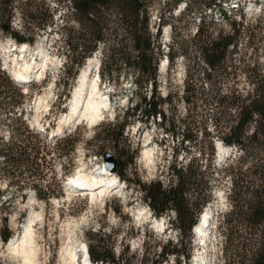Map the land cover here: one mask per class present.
Masks as SVG:
<instances>
[{
	"label": "rangeland",
	"instance_id": "rangeland-1",
	"mask_svg": "<svg viewBox=\"0 0 264 264\" xmlns=\"http://www.w3.org/2000/svg\"><path fill=\"white\" fill-rule=\"evenodd\" d=\"M26 1L19 0L14 4L15 12L11 27L15 32L25 36L36 34L34 42L25 43L28 49L25 53H20L12 50L15 41L0 31V62L11 76L17 73L27 77L26 81L31 80L27 84H20L27 94L22 107L26 124L29 127L37 126L45 129L47 133L51 131L61 132V134L71 133L78 142L72 153L71 163L68 164L67 161L63 163L64 161L61 160V162L51 161L48 165V171L51 170L53 173H50L46 179L52 184L51 191L55 195L58 191L61 192L60 197H51L46 202L38 199V191L32 187L31 181L26 180L20 190L13 185L7 186V181L0 178V264H24L20 253L14 251L9 244L22 235L30 221L34 224L32 236L35 250L34 264H71L62 260L61 250L71 249L80 257V248L87 242L86 233L99 230L105 232L107 237L109 236L107 244L113 245L116 254L119 250L124 251V263L252 264L251 258L258 245L260 228L256 226L248 228L240 220H235L232 223V230L228 232L224 224L230 219L231 185L223 168L231 160H233L231 164L236 165V159H234L237 155L236 149L222 145L224 150L221 153L217 152L216 145L220 142L214 139L215 154L212 163L208 156V143L213 136L209 122L206 128L209 135L205 139L200 133L201 126L197 124L195 141L191 144L185 143L183 147L180 145L181 133L177 128L168 132L166 125H159L158 120L150 121L148 126H143L139 120L130 117L124 133V136L128 138L130 152H123L127 161L131 159L132 152L134 154L132 164H128L122 172L127 179H120L115 172L104 175L98 170L103 164V155H95L96 146L90 141L94 132L101 131V123L111 121L115 116L121 117L139 101L138 90L134 89L133 85L134 78L120 76L114 83L100 79L97 81V88L103 97L104 105L96 120L89 121L80 114L73 113L71 101L74 97V87L78 84V76H81L87 67L88 59H92L88 71L89 82L88 80L87 82L90 84L96 81L95 67L97 64L100 66L103 46L99 45L92 56L84 60V65L79 67L76 76L67 80L63 75L65 55L68 54L64 49L66 31L63 28H66L68 33H72L76 25L70 13L62 14V10L68 5L67 0H28L29 6L38 8L32 20L24 18L21 14ZM167 2L169 0L152 1L153 4L149 8L150 31L156 35L157 26L161 25L160 16H164L165 24L161 26V35L158 39L163 54H166L168 46L180 42L184 45L182 52H185L186 56H178L174 67L169 69L167 65L163 71L159 67L161 62L167 59L164 56L160 60L156 95L164 98L170 94L171 104L163 105L162 109L167 116V121L176 120V124H179L181 129L179 119L185 117L189 109L181 99L185 79L188 76L190 82L199 86L203 75L198 74V71L201 72L203 64L197 57L195 44L192 41L198 20L195 16H181V20L174 23L176 31L173 37L171 23L167 16L169 13L175 16L182 12L181 6L184 2H181L173 11L170 4H166ZM196 6L202 7L200 3L191 5L192 9ZM38 12L40 15L37 16ZM51 12L52 19H49ZM222 12L229 17L228 21L223 19ZM204 16L207 25L205 34L213 37L231 33L232 29L229 26L231 20L240 24L236 26L239 30L237 48L225 62L229 74L226 78L220 79V85L223 86V92H227V88L231 87L238 88L242 92L247 91L248 81L242 70H248L254 66L257 71L261 70L264 74V0H231L226 4L216 2L212 11L206 12ZM36 23L39 26L46 23L45 30L36 32L37 28H41L37 27ZM33 67L37 69H32ZM192 113L198 116L196 117L198 119L203 112L200 109H192ZM12 118L11 115L6 116L9 121ZM0 135L6 136V131H0ZM202 148H204V154L199 155L198 152ZM47 151L50 154L55 152L53 144L47 147ZM104 152L114 153L107 147ZM143 153H150L149 161L143 159ZM190 158L195 160V165L200 166L199 175L202 176L203 182H208L211 187V198L202 208V211L209 213L211 217L208 236L198 242L192 229V238L187 247L189 260L181 256L178 258L169 256L165 261H161L156 253L159 246L166 245L168 241L175 245L179 236L170 228L167 216L154 219L152 213L150 215L146 202L139 194H136L131 184L137 181L142 183L161 181L164 186H167L172 179L168 166L175 163V160L176 164H184ZM59 163L62 164L63 171L70 170V173L63 178L60 177L63 171H60ZM78 172L90 177L93 182L99 183L105 182L112 176L119 181V188L117 190L108 188L104 192L95 194L78 191L75 187L67 191L65 187L70 186L71 182L65 183ZM128 182H131L129 187H127ZM206 189L204 185L203 194ZM21 195H24L23 199ZM155 220L160 223H156ZM171 220H173L172 217ZM7 234H11V237L7 242H3L2 237ZM197 242L204 243V246L198 248ZM179 248L182 251L185 250L184 245L180 247L177 245V249ZM144 250L146 254L143 256Z\"/></svg>",
	"mask_w": 264,
	"mask_h": 264
},
{
	"label": "trees",
	"instance_id": "trees-1",
	"mask_svg": "<svg viewBox=\"0 0 264 264\" xmlns=\"http://www.w3.org/2000/svg\"><path fill=\"white\" fill-rule=\"evenodd\" d=\"M18 1L0 0V31L18 44H32L36 34L25 36L15 32L11 27L15 12L14 4ZM152 1L67 0L68 5L62 10L63 15L70 13L76 24L72 33L63 28L66 31L64 49L65 53H68L65 55L63 75L67 80L73 79L79 67L84 65V60L92 56L99 45H102L99 79L114 83L120 76H131L134 78V89L138 90L139 101L130 110L124 112L121 117L115 116L111 121L101 123V131L94 132L90 143L96 146L95 155H104L106 147L111 149L116 160L114 172L120 179L125 180L127 178L122 172L128 164H132L134 154L132 152L131 159L127 161L123 152H130L128 138L124 136L129 123L128 118H136L143 126H148L150 121L158 120L159 125H166L168 132L177 128L181 133L182 146L195 141L197 124L201 126L200 133L205 139L209 135L206 132L209 122L213 133L208 143L209 161H214V139L225 147L237 149L238 152L234 156L236 165L231 164L233 161L231 160L223 168L231 185L230 219L225 221V228L228 232L232 230V223L235 220H240L248 228L259 227L258 245L251 259L252 264H264V74L261 70L257 71L254 66L248 70L243 69L242 73L248 81V90L242 92L231 87L227 88V92H223L220 79L226 78L229 74L225 62L237 48L239 30L236 26L240 24L231 20L229 23L231 33L213 37L205 34L207 25L204 15L212 11L216 2L226 4L231 0H169L166 4H170L172 11L184 2L182 12L175 16L169 13L167 16L173 37L176 31L174 23L180 21L181 16H195L198 20L192 41L197 57L202 60L203 66L198 74H202L203 79L199 86L190 82L188 76L185 79L181 99L189 109L186 116L179 119L182 128L180 129L174 119L167 121L162 106L171 104L172 100L170 94L164 98L156 95L159 62L165 56L169 69H172L175 59L178 56L184 57L185 52H182L184 45L175 42L168 46L166 54H163L158 39L165 20L164 16H160L161 25L157 26L156 35H153L150 31L149 15ZM24 3V12L21 14L24 18L32 20L38 8L29 6L28 0ZM199 3L202 7L196 6L192 9V4ZM36 15H40V12ZM52 15L51 12L49 19H52ZM221 15L226 21L229 20L224 12ZM36 25L41 27H36V32L46 28L44 25L39 26L38 23ZM26 97L23 88L11 80L0 63V131H6V136L0 135V178L7 181V186L13 185L20 190L26 180L31 181L32 187L38 191V199L48 202L51 197L62 196L59 191L56 195L51 191L52 184L46 178L53 172L48 171V165L51 161L61 160L63 163L65 161L71 163V156L78 140L71 133L65 132L60 136L49 137L47 130L30 128L26 124L22 108ZM192 109H200L203 113L197 119L198 116L192 113ZM8 115L13 117L11 121L6 119ZM51 144L55 150L52 154L47 151ZM199 151V155L204 154V148ZM59 166L60 171H63L61 163ZM199 167L191 158L184 164H176L175 160V163L168 166L172 179L167 186L161 181L149 183L137 181L131 184L136 194L146 202L154 218L167 216L170 211L174 213V218L173 220L170 218L169 224L178 234L179 240L175 245L168 241L166 245L159 246L156 253L161 261H165L169 256L173 258L181 256L189 260L187 247L192 238L191 231L199 222L197 218L202 215V208L211 198V187L208 182H203L202 176L199 175ZM67 173H70V170L61 172L60 177L63 178ZM130 183L128 182L127 187ZM204 185L207 189L203 194ZM23 197L24 195H21V199ZM86 236L87 252L93 264H129L123 262L124 251L119 250L116 254L113 245L107 244L109 236L107 237L105 232L101 230L87 232ZM10 237L11 234H7L2 237V241L7 242ZM177 245L179 247L184 245L185 250L177 249ZM144 254L145 250L143 256Z\"/></svg>",
	"mask_w": 264,
	"mask_h": 264
},
{
	"label": "bare ground",
	"instance_id": "bare-ground-1",
	"mask_svg": "<svg viewBox=\"0 0 264 264\" xmlns=\"http://www.w3.org/2000/svg\"><path fill=\"white\" fill-rule=\"evenodd\" d=\"M13 47V45H12ZM19 50L20 53H25L28 49V47H19L17 45L16 50ZM92 59H88V65L83 70L82 75L78 76V84L76 87H74V97L71 101V111L76 114H80L82 117H85V119H88L89 121L96 120L98 116L100 115L101 107L104 105L103 97L99 94V90L97 88V81L99 77H96V81L92 83H88V74L90 69V62ZM43 68V67H42ZM32 69H37V67H33ZM161 71H163L164 65H161L159 67ZM13 79L18 80L20 82H25L27 80V77L20 75V74H14L12 75ZM88 80V82H87ZM55 133H58L57 131ZM218 150L220 153L224 150L222 145L218 143ZM150 153H143V159L146 161H149ZM100 172H102L104 175L108 172L103 169L101 166L100 169H98ZM103 175V176H104ZM111 176V175H109ZM71 182V185L67 187V191L71 189L72 187H75L78 191L86 192L95 194L97 192H104L108 188H112L113 190H117L119 188L118 183L116 182V179L111 177H108L105 182H93L90 177L84 176L83 173L81 174L78 172L74 177L68 181ZM70 184V183H69ZM210 214L207 212H203L202 215L199 218V222L197 226L193 229L194 235L196 234L198 242L204 239L208 236L209 232V225H210ZM156 221V220H155ZM156 223H160L159 221H156ZM33 227L34 224L32 221H30L26 227L22 235H20L17 239H14L10 242L9 246L13 248L14 251H17L20 253V255L23 258L24 264H34L35 259V250L33 248V242H32V236H33ZM196 240V241H197ZM81 256L78 257L76 252L72 251L71 249H63L60 252V257L64 261H68V263L71 264H80L79 261H81L84 264H91L90 260L88 259V253L86 251V246L80 248Z\"/></svg>",
	"mask_w": 264,
	"mask_h": 264
},
{
	"label": "water",
	"instance_id": "water-1",
	"mask_svg": "<svg viewBox=\"0 0 264 264\" xmlns=\"http://www.w3.org/2000/svg\"><path fill=\"white\" fill-rule=\"evenodd\" d=\"M59 134H60L59 132L58 133L54 132L51 135H59ZM103 166H104V169L108 172L115 171L116 162H115L113 154H111L110 152H106L103 155ZM86 250H87V247H86Z\"/></svg>",
	"mask_w": 264,
	"mask_h": 264
}]
</instances>
